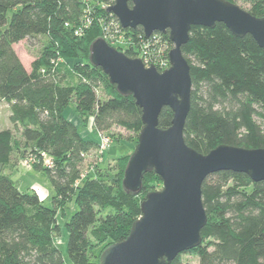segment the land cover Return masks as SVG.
Masks as SVG:
<instances>
[{
	"label": "trees",
	"instance_id": "16d2710c",
	"mask_svg": "<svg viewBox=\"0 0 264 264\" xmlns=\"http://www.w3.org/2000/svg\"><path fill=\"white\" fill-rule=\"evenodd\" d=\"M113 4L114 0H0V101L8 105L9 120L19 133L17 138L13 130L0 131V264H65L55 241L60 229L56 217L72 198L77 210L65 223L68 258L71 264H99L105 248L126 239L141 216L146 195L162 186L150 171L139 193L124 190L123 174L131 155L118 159L114 174L82 178L84 159L97 143L84 140L63 116L73 103L78 117L92 118L96 132L118 127L139 135L142 129L141 109L90 63V48L104 40L123 50L106 38L114 31L112 24L130 40L123 53L131 59L152 38L165 47L167 60L173 46L167 34L154 33L146 40L141 27L122 29L108 11ZM246 12L264 18V0ZM39 38L45 42L27 72L12 46ZM181 52L192 83L185 144L202 155L220 145L264 149V48L251 36L235 37L216 23L212 29L191 27ZM172 119V111L164 107L158 127L169 128ZM15 152L40 161L34 169L52 188L51 207L35 190L20 191L6 173ZM201 198L207 216L201 243L170 264H188L183 255L196 257L199 264H264V181L219 172L205 178ZM95 247H101L99 254Z\"/></svg>",
	"mask_w": 264,
	"mask_h": 264
},
{
	"label": "water",
	"instance_id": "95a60500",
	"mask_svg": "<svg viewBox=\"0 0 264 264\" xmlns=\"http://www.w3.org/2000/svg\"><path fill=\"white\" fill-rule=\"evenodd\" d=\"M122 29L141 27L144 39L167 34L172 44L169 68L159 72L145 68L97 40L90 48V63L102 70L123 96H131L141 109L142 129L123 174L122 186L137 194L145 173L153 171L162 188L150 192L141 203V216L133 222L125 240L105 248L99 264H170L178 255L201 243L207 223L201 186L219 172L247 175L264 181V149L220 145L206 155L189 148L183 129L190 110V68L181 48L191 27L214 28L223 24L235 37H252L264 48V18H257L226 0H114L108 9ZM173 113L171 126L158 127L161 110Z\"/></svg>",
	"mask_w": 264,
	"mask_h": 264
},
{
	"label": "rangeland",
	"instance_id": "374dc122",
	"mask_svg": "<svg viewBox=\"0 0 264 264\" xmlns=\"http://www.w3.org/2000/svg\"><path fill=\"white\" fill-rule=\"evenodd\" d=\"M256 2L257 0H233V4L244 11L249 10ZM115 36L117 39L115 38L116 40L113 39L110 42H114L113 44L115 46H121L123 50L126 49L130 40L124 38L122 33ZM43 42H45L44 39L40 38L39 40L27 39L12 46L16 56L27 72H30V65L39 55ZM123 50L119 52L123 53ZM137 50L140 52V48ZM97 95L99 97L102 96V91L100 89L97 90ZM9 116L10 110L8 105L0 101V131L5 129L14 131ZM63 116L78 128V132L84 140L97 143L96 149L91 150L84 159L81 174L82 178L85 176L105 178L107 173L114 174L118 159L132 155L136 147L138 135L126 132L118 127H112L104 132H96L92 127V118L87 117L83 119L78 117L73 103H70L64 110ZM14 134L17 138L19 137L18 132L14 131ZM104 138L107 146H102ZM39 163L40 161L34 155L15 152L14 158L10 164L11 166L6 170V173L10 175L20 191L26 192L35 190L39 194L43 204L47 207H51L52 188L47 177L34 169ZM76 210L74 198H72L65 204L61 211H58L56 217L60 229L55 235V241L58 249L62 253L65 264H71L66 252L68 234L65 223ZM100 249L101 247H95L93 251L95 254H99ZM182 260L188 264H199L198 259L191 255H183Z\"/></svg>",
	"mask_w": 264,
	"mask_h": 264
},
{
	"label": "built area",
	"instance_id": "2783aa9c",
	"mask_svg": "<svg viewBox=\"0 0 264 264\" xmlns=\"http://www.w3.org/2000/svg\"><path fill=\"white\" fill-rule=\"evenodd\" d=\"M111 27L114 29V31L111 35L108 34L106 38L108 40H113V39L116 40L117 38L115 35L119 34L117 29L118 28L117 24L116 25L112 24ZM111 45H113V42H111ZM159 45H160L159 40L152 38L148 43L146 44L143 43L142 47L140 48V52L136 54L135 58L140 59L145 68H149L150 66H153L159 72L168 69L170 65H169V61L164 57L165 47ZM103 141L104 143L102 144V146H107L105 142V138Z\"/></svg>",
	"mask_w": 264,
	"mask_h": 264
}]
</instances>
